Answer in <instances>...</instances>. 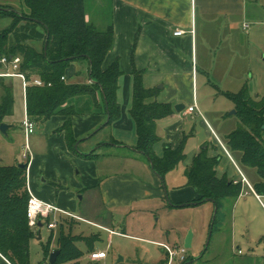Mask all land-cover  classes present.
<instances>
[{
	"label": "crops",
	"instance_id": "1",
	"mask_svg": "<svg viewBox=\"0 0 264 264\" xmlns=\"http://www.w3.org/2000/svg\"><path fill=\"white\" fill-rule=\"evenodd\" d=\"M98 1L102 4L103 0ZM107 2L109 17L106 25L113 26L114 42L106 54L102 67L107 69L118 59L123 72L119 78L117 92L121 108L120 117L105 126L107 116L97 110L92 98H74L69 105L73 104L76 109V113L70 118L72 135L78 143L77 148L74 146L75 150L69 148L65 132H59L67 116L57 113L42 122L32 119L36 124L35 131L27 139L24 133L25 142L22 144L20 154L14 156L12 163L6 164L28 162V191L40 200L74 215L57 212L43 218L41 227L32 228L36 235L33 239H41L42 227L47 225L52 235L58 228L65 233H71L77 237V245H86L89 253L103 251L94 246L97 235L72 233L73 225L77 221H83L91 227L108 232L110 240L111 235H122L159 246L168 245L165 242L167 236L164 239H155L121 230L124 227L121 220L125 215L128 217L142 215L141 217H144L142 225L148 223L145 220L148 214L155 213L166 200L165 178L171 174V171L168 172L163 182L152 170L146 157L134 149L138 141L136 124L130 113L134 70L142 73V82L146 88L160 89L158 99L170 103L174 111L170 116L157 121V133L160 137V141L155 145L157 156H163L165 146L176 148L184 139L186 149L192 140L191 137H195L197 131L195 128L198 126L204 129V138L193 144L196 154L201 149H207L210 156H219L217 167L219 176L226 175L233 180L225 170L228 165L242 176L240 181L234 179L240 185L239 196L234 200L224 199L223 205L225 206L224 202L228 201L227 203L230 202L235 210L243 197L249 194L248 196L252 197L264 211L262 195L254 189V184L260 179L253 183L248 179L239 166V155L227 147L225 139L239 123L235 113L228 111L231 108L235 109L236 106L230 95L238 94L245 88L249 91V79L252 77L254 64L258 62V54L264 51V0ZM0 4L18 6L16 3ZM85 13L86 20L102 30L87 12L86 6ZM246 24L248 27H245ZM0 26L1 29L6 27L3 24ZM176 29L185 32L176 36L174 35ZM33 43L41 47V42ZM3 69L1 68L0 72ZM66 74L73 81H80L78 77L84 76L86 80H82V83H86L89 81L88 62L85 60L73 62ZM19 85L22 89L24 118L27 111L26 95L19 77L0 76V104L5 89L8 88L13 95L16 94ZM249 93L252 94L251 88ZM97 98L100 102V95ZM177 104L184 106L179 112L175 110ZM194 104L197 105L198 111L188 113L186 109ZM5 117L3 122L13 126L14 124L5 120ZM232 118L234 121L227 127L225 121ZM19 126L23 132L22 121ZM124 148L129 151L125 153ZM24 154L28 157L24 158ZM4 159L0 152V160ZM128 165L131 168L128 169ZM243 176L251 187L243 182ZM187 181L185 175L180 186L173 185L169 190L172 203L181 205L179 207L199 197L196 189L188 185ZM51 216L58 221L55 228L48 227L46 220L51 221ZM115 224H118L120 230L116 229ZM233 225L235 228L234 217L232 229ZM147 227L153 229L150 225ZM66 228L69 229L65 231ZM58 236L59 233L56 236V246L53 248L55 250L58 246ZM185 237L186 232L181 234L180 229L177 233L174 232L175 247H179L180 241H182L180 247H184ZM238 254L241 258L240 264H246L247 257H242L243 252ZM256 256H260L259 262L264 264V254ZM88 258L89 263L98 264L107 256L100 260H91L90 256ZM218 259L219 257L215 258ZM250 263H253L251 259ZM0 264L12 263L0 253ZM216 264L220 263L217 261Z\"/></svg>",
	"mask_w": 264,
	"mask_h": 264
},
{
	"label": "trees",
	"instance_id": "2",
	"mask_svg": "<svg viewBox=\"0 0 264 264\" xmlns=\"http://www.w3.org/2000/svg\"><path fill=\"white\" fill-rule=\"evenodd\" d=\"M18 7L0 4V20L10 19L8 26L0 29V58L20 56V70L29 80L40 77L45 85L30 84L26 90V107L35 121H46L53 114H63L67 120L59 129L64 131L70 149L75 150L76 139L71 131V116L76 113L70 104L74 98L90 97L98 111L106 114V125L121 114L117 100L119 78L123 74L118 59L107 69L102 65L113 46L114 30L109 25L99 30L86 20L85 0H18ZM33 42H41V47ZM88 62L89 84H69L62 79L73 62ZM3 65L0 63V69ZM51 85H47V83ZM160 89L146 88L142 73L134 70L133 97L130 113L135 121L138 141L134 149L141 153L164 182L165 175L185 158L186 139L176 148L164 147L163 156H157L155 145L160 141L157 121L174 111L170 103L158 99ZM98 95L101 101H98ZM236 103L235 115L239 119L236 129L225 136L227 147L239 155L242 166L255 168L260 180L254 184L259 195H264V94L255 99L245 88L230 95ZM14 97L6 88L0 104V124L11 115ZM87 157V155H85ZM219 156H210L201 149L187 167V184L194 187L197 199L184 206L196 205L211 199L215 206L213 229L222 222L223 200L236 199L240 185L226 175L219 176ZM29 192L27 167L17 164L0 165V253L12 264L30 263V241L35 231L26 216ZM170 207L181 205L168 202ZM50 219H47L49 222ZM60 254L56 262L76 261L83 251L77 245V237L60 231L57 239ZM50 245V244H49ZM45 251L50 253V246ZM187 259L183 262L186 264ZM55 262V263H56ZM97 264V263H89Z\"/></svg>",
	"mask_w": 264,
	"mask_h": 264
},
{
	"label": "rangeland",
	"instance_id": "3",
	"mask_svg": "<svg viewBox=\"0 0 264 264\" xmlns=\"http://www.w3.org/2000/svg\"><path fill=\"white\" fill-rule=\"evenodd\" d=\"M103 1L106 2L103 3ZM103 1L102 4H100L98 0H85L87 12L93 17L97 25H99L98 27L102 30L107 28L106 22L109 17L108 0ZM0 3L18 4L19 1L0 0ZM9 21L10 19L6 18L3 19L0 24L7 26ZM78 79L80 81H73L67 74L65 75V81L69 84H89L90 82L87 81L86 83H82V80H86L84 76H79ZM249 85L252 91L251 95H254L253 97H261L264 94V51L258 54V62L254 64L252 77L249 79ZM21 91L22 89L19 85L16 94H13L14 110L11 115L5 117V120L14 125L8 129L6 134L0 131V152L5 158L4 161L0 160V165L12 163L14 161V156L20 154L22 144L25 142L24 131L22 132L19 126L23 118ZM234 110L235 109L231 108L228 111L231 113ZM233 121V118L232 120L225 121L226 126H230ZM195 130H197L195 137H191L192 140H190L185 149L186 156L184 160L181 161L176 168L171 170L170 176L165 178V189L168 199L164 200V203H162L163 206L158 208L155 213L148 214V217L145 219L148 221L146 225H142V220H144V217H141L142 215H134L131 217L125 215L123 220H121V225L124 226L121 230L155 239H164L167 236L165 242L172 249L176 248V243H174L175 240L173 239L174 232L177 233L180 229L181 234L186 232L187 236L189 230H192V246L187 249L188 260L186 263L190 262L189 264H216L217 261L220 264H233V262H235L234 264H240L239 261L241 258L238 254V250L243 252L242 257H247L246 259L248 260L246 264H251L250 259L253 262L252 264H262L259 262L261 259L259 255L262 256V254H264V211L252 197L248 196L249 194H246L236 207L234 206L235 210L230 202L228 204V201H225L224 203L227 204H225L227 207L224 206L222 209V214H224V219L222 220L224 221L219 222L218 219L214 229L212 222L214 219L215 206L211 201L182 207H170L168 204V202H172L169 190L173 185L180 186L182 184V180L185 179V171L193 162L196 154V149H194L195 147L193 146L194 142L201 140V138L205 136L204 129L198 128L197 126ZM262 140L264 141V132L262 133ZM123 151L127 153L129 150L124 148ZM19 157H21V155ZM239 164L252 183L260 179L255 168L250 167L245 169L241 163ZM129 168H131V166L128 165V169ZM225 170L233 180H241L242 176L234 172L230 165H228ZM261 198L264 202L263 195ZM233 217L236 219V227L234 228V224L232 229L231 223ZM52 218L53 216H51V220ZM148 225H150L151 228L153 227V229L148 228ZM46 226L42 227L41 239H31V264H52L49 262V256L50 253L55 250L53 248L56 246V236L60 233V229H55V233L52 235ZM115 226L117 230H120L118 224H115ZM68 229L69 228H66L65 231ZM71 231L76 235H97L98 238L94 242L95 248L107 251V258L98 262V264H169L168 255L166 250H164V246H159L133 237H124L122 235H111L112 239L110 240L108 232L91 227L83 221H77L73 225ZM181 244L182 241L178 243V246L180 247ZM48 245L51 251L47 255L45 249ZM79 246L83 251V255L78 260H60L53 264H89L88 257L90 256V251L84 244ZM216 257H219V259L215 260ZM172 264L184 263L173 261Z\"/></svg>",
	"mask_w": 264,
	"mask_h": 264
},
{
	"label": "built area",
	"instance_id": "4",
	"mask_svg": "<svg viewBox=\"0 0 264 264\" xmlns=\"http://www.w3.org/2000/svg\"><path fill=\"white\" fill-rule=\"evenodd\" d=\"M245 27H248L246 24ZM185 31L182 29H176L174 31V35L180 36ZM21 57L20 56H14L11 58H8L7 56H2L0 58V63L3 65V70L0 72V76H13V77H19L22 80V86L24 89V93L26 95L27 87L30 84H34L37 86H43L45 85V82L40 77H35L32 80H29L26 76V74L20 70V64H21ZM62 79L65 80V76H62ZM47 85H51V83H47ZM186 111L188 113H193L195 111H198V107L196 104L189 106ZM22 127L24 129L25 137L26 139L30 134H32L35 131L36 124L28 114V112H25L24 118L22 120ZM28 146V145H27ZM223 146V145H222ZM224 150L228 153L226 148L223 146ZM27 154H24V158H27ZM243 182L247 183L249 186L250 184L246 180V178L243 176ZM234 183H237L236 180H234ZM251 187V186H250ZM29 192V191H28ZM57 212H61L64 214H67L69 216H74L72 213L60 209L54 204L46 203L42 200H40L37 196H35L33 193L29 192V199L27 202V208H26V216L28 219V224L31 228H37L38 222L41 221L45 217H50L51 214H56ZM58 224V221L54 217L51 221L48 222L49 228H55ZM164 248L167 252L169 264H172L173 261H177L178 263H183L187 259V248L185 247H176L172 249L169 245H164ZM238 252H241V250H238ZM107 256V251H94L90 253V259L91 260H100Z\"/></svg>",
	"mask_w": 264,
	"mask_h": 264
},
{
	"label": "water",
	"instance_id": "5",
	"mask_svg": "<svg viewBox=\"0 0 264 264\" xmlns=\"http://www.w3.org/2000/svg\"><path fill=\"white\" fill-rule=\"evenodd\" d=\"M183 107H184L183 105L177 104V105H175V110L179 112V111L182 110ZM232 113H235V110ZM10 126H11L10 124L2 122L0 124V131L6 134L8 129L10 128ZM262 129L264 130V124L262 125ZM77 145H78V143H76V145H75L76 148H77ZM27 166H28V162H20V163H18V167H20V168H26ZM152 169H153V167H152ZM164 191H165L166 199H168V196H167V193H166V189H164ZM206 201H212V200L207 198ZM215 212H216V210H215ZM38 226L39 227L42 226L41 221L38 222ZM192 238H193V231L189 230V232L187 233L185 242H184V247L185 248L188 249V248H190L192 246ZM59 254H60V250L59 249L52 251L50 253V256H49V262L52 263V264L55 263ZM189 263H186V264H189Z\"/></svg>",
	"mask_w": 264,
	"mask_h": 264
}]
</instances>
